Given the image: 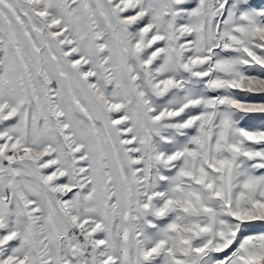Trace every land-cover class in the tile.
I'll use <instances>...</instances> for the list:
<instances>
[{"label": "rangeland", "instance_id": "rangeland-1", "mask_svg": "<svg viewBox=\"0 0 264 264\" xmlns=\"http://www.w3.org/2000/svg\"><path fill=\"white\" fill-rule=\"evenodd\" d=\"M11 151L0 264H264V0H0Z\"/></svg>", "mask_w": 264, "mask_h": 264}, {"label": "built area", "instance_id": "built-area-1", "mask_svg": "<svg viewBox=\"0 0 264 264\" xmlns=\"http://www.w3.org/2000/svg\"><path fill=\"white\" fill-rule=\"evenodd\" d=\"M54 87H56V84H54ZM23 153L24 151H11L7 155L0 154V161L3 162L5 165L15 166L14 164L16 160L21 159L23 157ZM73 235L77 238L78 232L76 231V233H74ZM79 240L81 242L80 244L85 246V240L82 237L79 238Z\"/></svg>", "mask_w": 264, "mask_h": 264}]
</instances>
